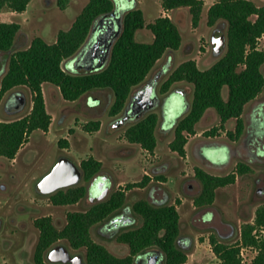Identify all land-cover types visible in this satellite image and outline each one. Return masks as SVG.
<instances>
[{
    "label": "trees",
    "instance_id": "1",
    "mask_svg": "<svg viewBox=\"0 0 264 264\" xmlns=\"http://www.w3.org/2000/svg\"><path fill=\"white\" fill-rule=\"evenodd\" d=\"M30 1L0 0V9L7 7L15 12H23ZM203 5L204 0H161L166 12L187 7L193 27L199 24ZM112 8V0H89L68 29L58 30L55 41L49 43L41 36H35L27 47L19 49H13V46L20 24L0 21V51H10L7 69L0 79V102L15 87L27 86L32 93V106L26 115L0 120L1 158L14 159L34 130H48L51 115L46 108L43 83L57 86L62 97L69 101L77 100L93 89H110L113 101L108 113L117 119L123 115L133 90L146 82L157 61L166 52L181 46V33L172 18L159 15L153 21L146 22L142 10L131 7L122 17L120 33L102 68L66 69L65 62L79 53L88 41L94 24ZM219 21H224L227 26L223 54L206 68H200L194 59H186L169 71L157 86L159 97L173 92L177 83L192 87L190 107L175 122L174 137L168 144L169 149L180 157L185 156V144L189 136L195 134V124L207 111L213 110L218 114L220 125L205 130L204 135L216 134L227 120L234 119V128L226 133L232 140L239 139L245 128L242 116L245 105L264 90V48H256L257 38L264 33V4L258 5L252 0H216L208 8L206 22L214 26ZM143 28L152 32V42L136 40V31ZM224 88L226 96L223 95ZM157 122L158 114L148 112L127 125L124 137L129 143L154 153ZM100 126L99 119H89L82 129L93 132L99 130ZM59 141L63 143L62 147H67L66 138ZM79 166L83 171V180L89 181L100 172L102 162L89 155L80 160ZM193 171L200 183V190L192 202L200 207L213 203L219 187L234 183L238 176L251 171V167L239 161L225 174H212L200 166H194ZM154 178L164 179V176ZM150 180L151 177L144 174L140 180L118 186L107 199L92 204L85 211H68L66 223L61 228L55 226L50 215L36 217L33 224L39 234L33 251V264H51L46 261L45 252L59 240H65L73 249L83 248L88 264H135V255L150 248L163 253L164 264H184L187 253L177 243L180 232V215L176 207L180 203L178 199L174 203L155 205L140 198L130 205L141 223L116 235V241L128 247V253L124 256L115 255L92 238V227L125 205L127 191L143 188ZM85 194L86 185L77 184L49 194L48 199L54 205H67L78 202ZM261 226H264V203L256 208L253 223L242 226L236 242L226 243L215 234H210L209 243L217 258L215 264H241L242 246L257 250L250 264H264V238L257 237L255 233V229Z\"/></svg>",
    "mask_w": 264,
    "mask_h": 264
},
{
    "label": "rangeland",
    "instance_id": "2",
    "mask_svg": "<svg viewBox=\"0 0 264 264\" xmlns=\"http://www.w3.org/2000/svg\"><path fill=\"white\" fill-rule=\"evenodd\" d=\"M88 1L31 0L23 12H15L7 7L0 9V21H14L20 24V31L16 36L13 49L27 47L35 36H41L51 43L55 41L58 30L68 29L72 25L75 17ZM215 1L204 0L201 18L196 27L191 24L187 7L175 11L171 9L168 12L169 17L180 30L182 43L177 50L166 52L157 61L146 81L153 80L159 86L169 71L182 61L194 59L200 68H206L223 54L225 48L217 49V46L215 47L212 43V37L221 32L226 34V23L219 21L214 26H209L206 22L208 8ZM252 1L258 5L264 4V0ZM131 7L140 8L146 22L153 21L159 15H167L164 14L166 11L161 6V0H133L127 9ZM135 38L138 41L150 43L154 36L150 30L143 28L136 31ZM260 46H264V41H260ZM9 54L10 51H0V77L7 69ZM89 61V58H83L79 64H86ZM65 68L74 70L75 60L66 61ZM79 70H85V68L82 67ZM144 84L134 89L132 94ZM11 92L24 98L23 106L17 111L4 104L6 96ZM182 92L186 95V102ZM226 93L224 88L223 95L226 96ZM43 95L47 111L51 115L48 130H34L28 141L20 147L14 160L0 157V264H33V251L39 234L33 220L39 216L50 215L55 226L61 228L66 223L68 211H83L95 202L90 198L89 192L94 197L101 193L98 184L90 186V181L83 179L78 184H85L90 188L76 203L54 205L49 201L48 195L40 193L36 183L61 156H67L79 164L81 159L93 152L102 160L103 165L99 174L105 175L108 180L104 188L107 193L102 200L107 199L118 186L122 187L127 182L140 180L146 170L149 173L164 176V179L153 178L152 183L150 181L143 188L127 191L125 205L130 206L140 198H145L155 205L174 203L178 199L180 201L176 205L180 215L178 245L187 253V261L184 264H215L217 258L209 243L210 234H215L219 240L226 243L236 242L240 237L242 226L253 223L256 208L264 203V136H262L264 134V90L253 99L255 101L252 100L245 105L242 114L245 128L237 140H232L226 133L234 128V119L227 120L216 134L204 135L205 130L220 125L219 116L213 110L209 115L202 116L195 124V133L202 132L203 138H223L238 144L240 154L235 159L233 168L239 161L251 167V171L238 176L234 183L219 187L213 203L200 207L194 206L192 202L193 197L200 190V183L193 174L194 167L184 166L185 156H178L168 146V141L174 137L171 124L184 116L190 107L188 102L192 100L191 85L177 83L173 88L170 98L174 108L167 114L165 121V127L170 128L168 131L164 132L160 129L161 106H155L143 113L142 116L152 111L158 114L157 145L154 153H149L139 145L129 143L125 139L124 129L136 117L128 119L122 125H114L117 119L108 113L113 101L110 89L105 88L89 95L88 104L96 107L92 110L85 108L80 97L74 101L64 99L59 89L51 83L43 84ZM93 96H98L99 101L94 100ZM31 102L32 93L27 86L11 89L0 102V120H11L26 115L31 109ZM258 104L261 106L260 120H257V137H245L246 126L250 130L253 129L251 123L255 119L254 116L256 117L255 109ZM89 119L101 121L99 130L86 132L82 129V125ZM62 138L67 139V147H62L63 143L59 141ZM257 147H259L258 151ZM213 148L210 146L211 153L215 152ZM162 160L166 162L164 168L154 167ZM165 181H167L165 197L155 198L152 185ZM134 216L136 219L133 223L120 227L117 232L138 226L141 220L138 216ZM102 226V223H98L92 227L91 234L94 240L104 244L115 255H126L128 247L116 242L115 234L104 231ZM255 233L257 237L264 238V226L256 228ZM58 243L68 245L65 240H60ZM71 251L74 250L71 249ZM241 251L243 264H250L257 253L256 248L250 246H242ZM74 252L84 254L83 249Z\"/></svg>",
    "mask_w": 264,
    "mask_h": 264
},
{
    "label": "water",
    "instance_id": "3",
    "mask_svg": "<svg viewBox=\"0 0 264 264\" xmlns=\"http://www.w3.org/2000/svg\"><path fill=\"white\" fill-rule=\"evenodd\" d=\"M115 15V10H111L109 13L101 16L99 20L94 24L92 32H94L97 26L107 20L109 16ZM120 20L121 16H116L115 22H111L110 25H106V28L99 31L92 41L79 50L78 59L89 58L90 61L84 65L76 63V68H85L86 70H96L102 68L108 61L111 46L115 38L120 33ZM91 32V33H92ZM90 33V34H91ZM212 43L219 48H225L226 34L225 32L219 33V35H213ZM78 59H76L78 61ZM158 97L157 86L152 83H146L144 86L136 90L131 95L129 101L124 109L123 115H121L115 121L114 125L119 126L124 124L131 116L139 118L143 113L152 109L155 106L156 98ZM24 104V98L20 97L16 101L11 103V109L17 111ZM174 108V103L168 101L165 106V112L169 114ZM83 178V171L79 164L71 160L67 156H61L54 163L51 169L36 183V186L40 193L49 195L56 192L59 189L67 188L77 185ZM98 186L102 192L97 198H102L106 191L104 190L105 178L101 177L98 182ZM46 259L52 263L61 264H86L80 254H71L68 247L64 244H55L51 246L47 253Z\"/></svg>",
    "mask_w": 264,
    "mask_h": 264
},
{
    "label": "crops",
    "instance_id": "4",
    "mask_svg": "<svg viewBox=\"0 0 264 264\" xmlns=\"http://www.w3.org/2000/svg\"><path fill=\"white\" fill-rule=\"evenodd\" d=\"M181 8H183V7L176 8V9H174V11L177 9H181ZM168 12L169 11L164 12V14H167L169 16ZM263 68H264V66H263ZM43 84H42V90H43ZM101 90L102 89H93V90H90V91H88V92H86L80 96V98H82V103L84 104L85 108H87L88 110H92V109L96 108L94 105L88 104L89 95L91 93H98ZM182 94L184 95L185 102H186V95L183 92H182ZM93 99L96 101L97 100L99 101L98 96H93ZM253 101H255V100H253ZM189 105H190V102H188V106ZM31 106H32V102H31ZM260 106L261 105L258 104L256 106L257 108L255 107L256 108L255 109L256 117L253 115L254 118L257 120H260V115H259ZM210 113H211V111H207L206 115H209ZM166 116L167 115H163V119L161 116V122H160V124H161L160 129H162L164 132H166V131H168V129H170L168 127L167 128L165 127ZM174 124L175 123L171 124V128L173 127ZM170 132H171V130H170ZM201 134H202V132L195 133L193 136L189 137L188 141L186 142V144H185L186 154H185V158L183 159L184 166H191V167L200 166L212 174H219V175L230 172L233 168V164L235 162V159L238 158V156L240 154L239 150H238V144L234 143L230 140L223 139V138H209V137L203 138L201 136ZM170 141H171V139L168 141V143ZM210 146L214 147L212 149V150H215L214 153H213V151L211 153ZM189 149H190V151H189ZM89 155H93L96 159L101 160L93 152H91ZM89 155H87V156H89ZM14 159H12V160H14ZM101 162H102V160H101ZM165 163L166 162L162 160L161 162L156 164V166H154V167L164 168L166 165ZM102 165H103V163H102ZM144 174H148L151 177V180H150L151 183L153 181V178L158 175V174H154V173H149L147 170L144 172ZM186 175H189V174L186 173ZM166 182L167 181L159 182L158 184L152 185V187H153L152 189L155 190V193H154L155 198L162 199L165 197L166 191H167Z\"/></svg>",
    "mask_w": 264,
    "mask_h": 264
},
{
    "label": "flooded vegetation",
    "instance_id": "5",
    "mask_svg": "<svg viewBox=\"0 0 264 264\" xmlns=\"http://www.w3.org/2000/svg\"><path fill=\"white\" fill-rule=\"evenodd\" d=\"M113 1V8L112 10H115V15H111L108 17L107 20H104L103 22H101L96 30L94 32H92L88 38V41L85 43L88 44L89 41H92L95 37V35L97 33H99V31L103 30L106 28V25H110L111 22H115V19H116V16L120 15L121 16V20H120V25L119 27L121 28V23H122V17L125 13V11L127 10L128 8V5L129 3H131L133 0H112ZM113 22V23H114ZM79 57V54L75 55L73 58H71V60H75V62L79 63V61H81V59H78ZM78 59V61L76 60ZM84 65V64H82ZM1 74V73H0ZM4 74V73H3ZM2 74V75H3ZM1 79V77H0ZM152 83L155 87L157 86L155 82H153V80L151 81H146V83ZM144 86V85H143ZM172 93V92H171ZM170 93V94H171ZM170 94H168L167 96L165 97H157L156 98V101H155V106H161V116H162V119H163V115H167V113L165 112V106L167 104L168 101H172L171 98H170ZM18 98H20V96H18L15 92H11L10 94H8L4 100V104L11 109V103L16 101ZM154 106V107H155ZM260 109V108H259ZM130 118H133V116H131ZM129 118V119H130ZM251 127H253V129H249L248 126H246V129H245V132H244V135L245 137H248V136H256L257 137V119H253L252 120V123H251ZM262 136H264V134H262ZM243 140L245 139L244 137L242 138ZM254 142H257V140H254ZM253 142V143H254ZM259 147L256 148V150L258 151ZM101 177H104L105 178V184L106 182L108 181L105 177V175H102V174H99L97 173L96 175H94L89 181H90V186H92L93 184H98L99 180L101 179ZM83 179V178H82ZM89 186V188H90ZM88 187H86V193H87V190L89 189ZM102 192V190H101ZM107 193V191H106ZM105 193V194H106ZM90 198L92 200H95L94 203L96 202H99V201H102V198H97L98 196L94 197V196H91V193L89 192L88 193ZM105 200V199H104ZM149 201V200H148ZM93 203V204H94ZM152 203V202H151ZM126 204V202H125ZM90 207V206H89ZM88 207V208H89ZM87 208V209H88ZM85 211V210H83ZM136 214H134V212L131 210V207L130 206H127V205H124L120 210L114 212L112 215H110L108 218H106L104 221L102 222H99V223H102L103 224V230L104 231H108L110 233H113L115 234V237L118 233H120L121 231H118L117 230L122 227V226H125V225H128V224H131L135 221V216ZM137 216V215H136ZM98 224V223H97ZM95 226V225H94ZM126 230V229H124ZM92 235V234H91ZM93 238V237H92ZM94 240V238H93ZM179 237L177 239V243L179 244ZM60 241V240H59ZM116 241V239H115ZM97 242V241H96ZM117 242V241H116ZM99 243V242H98ZM55 244H62V243H58V241L55 243ZM53 244V245H55ZM68 244V243H67ZM52 245V246H53ZM65 245V244H64ZM104 245V244H103ZM69 249V251L71 252V254H80L83 258V261L87 263L86 261V257H85V250L83 248H79V249H73L72 247L68 245H66ZM105 246V245H104ZM106 247V246H105ZM107 248V247H106ZM74 250V251H78L80 249H83L84 250V254L80 253V252H72L71 251ZM108 249V248H107ZM48 251V250H47ZM47 251L45 252V259H46V253ZM113 253V252H112ZM47 262H49L47 259H46ZM164 264V255L163 253L159 250V249H156V248H150V249H147L143 252H140L139 254L135 255L134 257V263L135 264ZM50 263V262H49ZM52 264V263H51ZM55 264H61V263H55Z\"/></svg>",
    "mask_w": 264,
    "mask_h": 264
},
{
    "label": "built area",
    "instance_id": "6",
    "mask_svg": "<svg viewBox=\"0 0 264 264\" xmlns=\"http://www.w3.org/2000/svg\"><path fill=\"white\" fill-rule=\"evenodd\" d=\"M260 41H264V33L257 38V41H256V48L257 49H263L264 48V46H262V47L260 46ZM241 255H242V251L240 250V256ZM241 264H243L242 258H241Z\"/></svg>",
    "mask_w": 264,
    "mask_h": 264
}]
</instances>
